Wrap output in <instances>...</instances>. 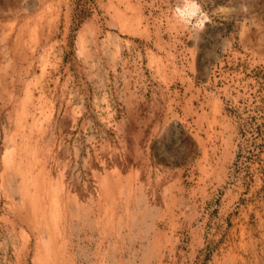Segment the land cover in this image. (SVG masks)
<instances>
[{
	"label": "rangeland",
	"instance_id": "rangeland-1",
	"mask_svg": "<svg viewBox=\"0 0 264 264\" xmlns=\"http://www.w3.org/2000/svg\"><path fill=\"white\" fill-rule=\"evenodd\" d=\"M0 0V264H264V0Z\"/></svg>",
	"mask_w": 264,
	"mask_h": 264
},
{
	"label": "clouds",
	"instance_id": "clouds-1",
	"mask_svg": "<svg viewBox=\"0 0 264 264\" xmlns=\"http://www.w3.org/2000/svg\"><path fill=\"white\" fill-rule=\"evenodd\" d=\"M171 16L177 24L190 31L197 42L205 26L211 24V18L204 11L199 0H176Z\"/></svg>",
	"mask_w": 264,
	"mask_h": 264
}]
</instances>
